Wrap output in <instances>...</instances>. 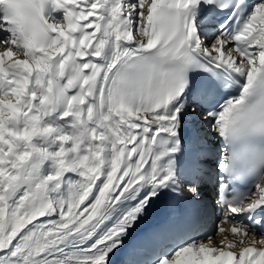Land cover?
I'll return each mask as SVG.
<instances>
[{"label": "snow or ice", "instance_id": "obj_1", "mask_svg": "<svg viewBox=\"0 0 264 264\" xmlns=\"http://www.w3.org/2000/svg\"><path fill=\"white\" fill-rule=\"evenodd\" d=\"M0 264H264V0H0Z\"/></svg>", "mask_w": 264, "mask_h": 264}, {"label": "bare ground", "instance_id": "obj_2", "mask_svg": "<svg viewBox=\"0 0 264 264\" xmlns=\"http://www.w3.org/2000/svg\"><path fill=\"white\" fill-rule=\"evenodd\" d=\"M153 223H154V221L151 220V218L149 216L148 219L143 222V226L144 227H150Z\"/></svg>", "mask_w": 264, "mask_h": 264}]
</instances>
